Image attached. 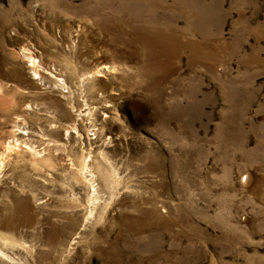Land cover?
<instances>
[{
  "label": "rangeland",
  "instance_id": "1",
  "mask_svg": "<svg viewBox=\"0 0 264 264\" xmlns=\"http://www.w3.org/2000/svg\"><path fill=\"white\" fill-rule=\"evenodd\" d=\"M0 264H264V0H0Z\"/></svg>",
  "mask_w": 264,
  "mask_h": 264
}]
</instances>
